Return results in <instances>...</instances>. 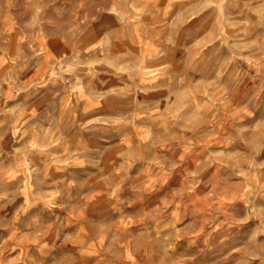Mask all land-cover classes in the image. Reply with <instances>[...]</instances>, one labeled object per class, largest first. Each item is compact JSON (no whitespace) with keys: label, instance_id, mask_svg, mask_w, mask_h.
Instances as JSON below:
<instances>
[{"label":"rangeland","instance_id":"374dc122","mask_svg":"<svg viewBox=\"0 0 264 264\" xmlns=\"http://www.w3.org/2000/svg\"><path fill=\"white\" fill-rule=\"evenodd\" d=\"M263 134L264 0H0V264H264Z\"/></svg>","mask_w":264,"mask_h":264},{"label":"bare ground","instance_id":"6f19581e","mask_svg":"<svg viewBox=\"0 0 264 264\" xmlns=\"http://www.w3.org/2000/svg\"><path fill=\"white\" fill-rule=\"evenodd\" d=\"M263 136H264V134H263ZM263 136L261 137V139H263ZM261 139H260V140H261ZM259 144H260V141H259ZM259 144H258V146H259ZM256 148H257V147H256Z\"/></svg>","mask_w":264,"mask_h":264}]
</instances>
